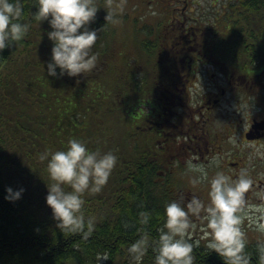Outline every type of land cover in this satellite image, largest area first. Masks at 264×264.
I'll return each instance as SVG.
<instances>
[{
    "label": "trees",
    "instance_id": "1",
    "mask_svg": "<svg viewBox=\"0 0 264 264\" xmlns=\"http://www.w3.org/2000/svg\"><path fill=\"white\" fill-rule=\"evenodd\" d=\"M22 4L21 19L32 27L18 45L0 50V264H99L98 253L109 254L105 264H125L127 247L143 231L158 237L165 203L174 199L169 178L159 180L163 156L158 161L153 133L143 124L153 113L157 34L142 29L146 39L126 61L110 33L112 24L102 30L107 21L96 17L91 25L101 29L97 68L87 76L48 81L44 63L51 50L44 43L51 25L34 19L33 0ZM228 14L223 22L231 26L212 32V48L231 67L258 58L264 63V0H239ZM72 137L118 156L103 190L83 194L84 211L96 225L87 239L61 231L46 200L50 177L41 154L66 148ZM8 186L26 191L10 201ZM145 209L152 213L147 225L139 222ZM248 249L255 252L254 243ZM195 252L197 264H226L205 247ZM154 256L150 250L144 263L154 264Z\"/></svg>",
    "mask_w": 264,
    "mask_h": 264
},
{
    "label": "clouds",
    "instance_id": "2",
    "mask_svg": "<svg viewBox=\"0 0 264 264\" xmlns=\"http://www.w3.org/2000/svg\"><path fill=\"white\" fill-rule=\"evenodd\" d=\"M33 4L38 9L33 12L34 19L48 20L51 25L47 35L54 43L47 76H87L94 71L99 62L96 45L101 29L90 25L101 8L97 0H33ZM105 8L107 23L102 30L120 19L123 3L106 0ZM23 13L22 0H0V50L18 45L29 33L32 24L21 19ZM257 155L264 158V152ZM41 159H47L50 182L46 200L57 227L64 233L89 238L96 226L95 217L86 215L83 194L103 190L118 161L117 154L93 151L86 141L72 137L66 148L42 153ZM221 162L219 154L207 163L193 158L186 161L191 183L208 185L207 200L193 193L190 199L181 195L166 202L158 237L143 231L127 247L131 264H143L150 250L155 254L154 264H197L195 249L202 242L205 249L219 253L226 264H264V186L257 183L249 167L233 176L220 167ZM213 166L216 170L210 174ZM25 191L8 186L5 198L18 200ZM151 216L150 210H142L139 222L147 225ZM249 229L260 234L255 252L248 249ZM109 257L108 253L97 254L99 264Z\"/></svg>",
    "mask_w": 264,
    "mask_h": 264
},
{
    "label": "flooded vegetation",
    "instance_id": "3",
    "mask_svg": "<svg viewBox=\"0 0 264 264\" xmlns=\"http://www.w3.org/2000/svg\"><path fill=\"white\" fill-rule=\"evenodd\" d=\"M173 1L175 7L152 28L159 56L151 74L153 113L149 123L143 120L153 133L156 158L163 156L159 180L163 184L169 178L174 199H190L193 193L202 198L199 184L190 182L186 161L207 163L219 154L225 171L236 176L249 167L264 186V158L257 155L264 152L263 60L231 67L210 38L231 26L223 17L238 8L239 0ZM215 170L210 168V174Z\"/></svg>",
    "mask_w": 264,
    "mask_h": 264
},
{
    "label": "rangeland",
    "instance_id": "4",
    "mask_svg": "<svg viewBox=\"0 0 264 264\" xmlns=\"http://www.w3.org/2000/svg\"><path fill=\"white\" fill-rule=\"evenodd\" d=\"M117 2L123 3V10L119 13L120 19L116 23L112 24L111 28H113L112 30H114V32L110 30V33H113L112 37L119 49V56H123V58L127 61L128 57L129 59H131L135 56V44L137 46L138 43L140 44L144 38V32L142 31V29L148 28L151 31L153 25L157 27L159 20L162 17L167 16L170 8L175 7V2L173 0H117ZM97 3L101 6L97 13V19L101 20L102 18H105L107 14V9L105 8L106 0H97ZM172 3L173 5H171ZM177 7H179V5H176V8ZM195 8L197 9L198 7ZM153 11L156 12L155 15L152 14ZM90 27L95 28L93 25H90ZM136 29L141 30L138 36H136ZM50 30L51 26H49L46 31L48 32ZM52 42L53 41L48 37V35H46L44 44L45 47L49 48L51 51L49 52V58L46 59L44 63L45 71L47 69V61L52 58ZM46 77L48 78V81H56L59 76H47L46 74L45 78ZM198 186H200V188L202 187V189L199 188V192L203 196L202 199L207 200L208 185L206 183H202ZM248 236L249 241L254 242L255 245L260 234L249 229ZM106 261L107 259L102 260V264H105ZM125 264H131L129 255L125 260ZM143 264H145L144 261Z\"/></svg>",
    "mask_w": 264,
    "mask_h": 264
}]
</instances>
